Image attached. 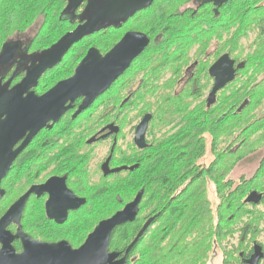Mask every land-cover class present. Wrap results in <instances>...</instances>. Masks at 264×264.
<instances>
[{
	"label": "flooded vegetation",
	"instance_id": "flooded-vegetation-1",
	"mask_svg": "<svg viewBox=\"0 0 264 264\" xmlns=\"http://www.w3.org/2000/svg\"><path fill=\"white\" fill-rule=\"evenodd\" d=\"M70 1L62 0V9L59 7L55 18L59 23H67L71 29L68 27L69 29L67 30L65 28L64 30L55 31L53 27L48 25V30H45L44 26L47 22L42 19L37 29L33 30V27L29 26L27 30L16 31L7 37L6 44L13 42L17 43L19 47L9 65H0V87L6 86L11 88L20 82L27 69L39 60V56L46 49L56 44L64 35L72 32L84 22L85 9L88 2L82 1L78 7L71 9L69 6ZM181 1H183L181 2L182 9H177V7L172 8V10L166 12V16L161 17L160 15H156V12L153 13V8L157 2V0H153L149 7L137 11L133 16L117 23L107 24L102 29L84 36L81 40L72 44L60 61L47 69L39 77L37 84L32 87L31 90L36 95H43L59 81L71 77L79 62L90 48H96L104 55L127 32H141L149 39L144 50L130 62L129 68L127 67L119 74L111 86L101 95H98L87 108L77 113L78 107L83 100L82 97H78L73 101L72 108L67 109L57 121H49L41 127L27 146L17 155L8 173L1 180L0 188L3 194L0 201L6 195L2 182L9 173L11 174L12 169L18 162V157L26 148L31 149L36 139L42 137L38 147L35 146L33 150L39 151L42 156L44 154L48 155L46 158L48 162L46 170V161L44 159L41 160L40 169L44 172L45 177L42 180L28 184L26 190L11 202L2 214L31 186L44 185L49 179L53 178L63 180V188L61 184L57 185L56 193L65 208L69 204H72V202H68L69 197L76 201L77 199H83L82 202L77 201V207L66 209L64 220L58 221L47 214L46 203L50 198L49 192L43 191L39 195L30 194L19 225L22 231L33 239L41 242L65 240L72 248H78L100 220L111 216L135 197L138 192L134 194L132 199L123 203L120 208L116 209L109 216L98 220L80 243L73 242L67 236L43 240L25 231L22 225L23 215L29 207L30 200L38 202L41 208L43 225L50 230L67 224L70 216L80 211L84 213L88 212L90 215L93 214L91 211L94 207L93 195L100 188L90 193L89 188L92 185V181L111 177L126 178L127 172H133L138 166L133 170L122 169L110 173H108V169L112 170L121 166L129 167L135 164L139 165L138 161L141 160L140 155L145 149L150 148L156 152V150L163 147L162 141L165 136H168L177 129L179 125L178 119L172 117L164 119L159 113L158 108H163L165 102L173 96L185 102L186 71H189L191 76L194 75V71L197 72L196 77L200 87L198 96L191 95L187 97V106L190 109L194 107L198 108V139L201 141L202 153L198 157L196 165L199 167L201 177L207 181L206 189L209 197L215 199L216 202L219 197L218 189L213 180L217 179L223 183H230L233 188H237L239 183L246 182L248 183V190L243 197V201L253 191L261 194V199L256 204L245 201L244 203L250 209L261 205L264 208V93H254V88L257 86H261L264 90V3L260 2L258 4V6H262L260 14L245 17L239 16L241 19L244 18V21H241L235 14H226L225 16L220 14L222 9L229 6L228 3L237 2L238 0H212L210 5L217 8L214 14V30L205 32L207 35L202 38L199 44L198 57L193 54L190 61L185 65V42L182 44L184 50L174 52L175 46L179 45L172 40L174 34L171 27L177 25L179 21L184 26L185 10L193 12L199 7V2L202 3L210 0H199V2L198 0H192L190 1L192 5L186 6L185 0ZM142 14H150L151 16L154 14V23L152 25L154 31L141 29L138 26L127 27L129 21L136 19L138 15ZM161 19H167L168 21L165 28L158 25ZM169 28L170 30H168ZM108 30H121L122 33L105 50L94 45L89 46L86 52L77 59V63L73 65L72 73L50 81L49 86L42 90L39 88L42 78L58 69L65 62L69 51L73 47L90 35L104 33ZM169 38L170 41L164 46ZM150 50L155 53L151 54V52L147 54ZM224 54H227V60L232 62H230V68H227L229 72L226 73V76H229L232 71V78L216 90L214 95H210L215 81V77L210 73V68ZM175 58L177 59L176 62H174ZM116 89L117 92L112 94ZM112 101L116 103L110 104ZM97 103H104L102 106L105 107L104 114L97 116L100 120L92 119L93 113L98 112L99 106H97ZM146 114H150L144 136L146 147L140 148L134 141L135 130ZM111 124L118 127L117 132L109 133L114 127L110 126ZM107 142H111V144L108 146L106 155L97 167L100 175L97 173V177H95L93 173L97 171L93 167L91 159H89L88 149ZM20 144L21 141L14 148H17ZM122 146L126 147V155ZM109 157L108 168L103 169L102 166ZM117 157L121 160H118ZM129 160L132 161L128 162ZM116 161L121 162L117 163ZM81 183H83L82 187ZM210 188L212 189L210 190ZM109 192L108 189L104 190V195ZM120 194L122 193L118 192L117 196L121 198ZM63 209H58V212H62ZM105 209H108V207H105ZM216 209L215 203L214 210ZM138 214L139 210L137 217ZM80 219L83 220L81 217ZM75 222L80 221L76 219ZM75 226H78V224L75 223ZM8 230L16 233L17 225L10 224ZM213 243L209 260L211 262L218 260L219 264H221L222 244L221 242L217 243L215 240H213ZM17 245L19 248L16 247ZM13 246L17 251H21L19 240H15ZM252 247L253 245L240 251L241 253H247V255L240 254V258L244 259L247 264H253L252 262L257 261L258 256H260H248L250 251H252ZM129 248L127 245V248L118 250L109 246L110 251L119 252V255L116 257L117 260L125 256L126 261L124 264H134L137 256L131 254ZM263 260L264 257H261L260 262ZM240 264H243V262Z\"/></svg>",
	"mask_w": 264,
	"mask_h": 264
},
{
	"label": "trees",
	"instance_id": "trees-1",
	"mask_svg": "<svg viewBox=\"0 0 264 264\" xmlns=\"http://www.w3.org/2000/svg\"><path fill=\"white\" fill-rule=\"evenodd\" d=\"M61 3L62 0H0V50L8 36L16 31L25 30L37 17H45L49 9L52 10L57 5V8L61 7ZM199 3L195 11L185 10L184 26L179 21L177 25L171 27L174 34H172V40L179 45L175 46L174 52L184 50L182 44L185 42V65L193 54L198 57L199 44L203 38L201 31H213L212 28H207V25L213 24H204L208 15L201 12L208 5L214 15L217 8L210 5L212 0ZM246 3L244 8L233 14L245 17L261 13V5L253 7ZM230 4L228 3L229 6ZM159 11L158 15L161 17L167 15L166 8L160 6ZM241 17L239 20L244 21ZM165 21L161 19L158 25L165 28L167 26L164 25ZM148 29L154 31L152 25ZM182 32L184 33L181 34ZM168 41L170 38L164 46ZM176 61L175 58L174 62ZM196 75V71L192 76L189 71L185 72V102L173 96L165 102L163 108H158L164 119L172 117L177 118L179 122L177 129L165 136L162 141L163 147L156 152L150 148L145 149L140 155L138 167L133 172H127L121 188L110 191L106 194L107 196L101 189L95 191L94 206L109 203L111 210H116L128 201L134 191L143 192L136 220L116 226L109 240L111 248L122 250L127 248V245L128 248L130 246V253L137 256L134 264H213L214 261L209 260L214 245L213 240L222 244L224 238L226 243L222 246L221 264L242 262L247 264L240 258V254L247 255V253L240 251L251 245H253L252 251L248 256L260 255L255 263L264 264V260L260 262V258L264 257V238L259 239L257 236L260 233V225L264 222V213L257 211V208L250 209L244 203L243 197L248 190V183H239L237 188H233L230 183L213 180L219 193L217 202L213 201L206 189L207 181L201 177L199 167L196 165L202 153L201 141L198 139V108L190 109L187 106V97L198 96L200 91ZM254 93L263 94L264 90L261 86H257L254 88ZM41 160L42 155L37 150L26 148L20 154L17 164L26 182L19 184V187L23 188L27 183H34L45 177L40 169ZM47 167L48 164L45 165V170ZM8 176L2 182L6 196ZM118 192L122 193L119 195L122 196L121 198L117 196ZM215 203L216 210H214ZM99 211L100 209L97 208L95 217L99 215ZM2 212L0 211V215ZM102 218L103 216L99 219L94 218L93 222L86 215L82 222H75L78 224L76 233L80 236L78 240L73 238L70 240L80 243L85 236L83 233L88 220L90 225L94 226L98 222L97 219ZM22 225L25 231L43 240L57 239L62 236V231L44 227L38 202L26 209ZM237 231L240 234L238 252L234 247L235 244L237 245L235 242ZM77 234L73 237L76 238ZM16 247L19 248L18 245ZM236 253L237 256L234 258L232 255Z\"/></svg>",
	"mask_w": 264,
	"mask_h": 264
},
{
	"label": "water",
	"instance_id": "water-1",
	"mask_svg": "<svg viewBox=\"0 0 264 264\" xmlns=\"http://www.w3.org/2000/svg\"><path fill=\"white\" fill-rule=\"evenodd\" d=\"M82 1L88 2L84 22L46 49L39 56V60L27 69L20 82L11 88L0 87V183L17 155L41 127L49 121H57L67 109L72 108L73 101L78 97H82L83 100L77 113L87 108L98 95L111 86L149 42L144 33L130 31L104 55L96 48H90L71 77L59 81L43 95H36L31 89L37 84L39 77L60 61L72 44L107 24L117 23L133 16L137 11L149 7L153 0H71L69 6L75 9ZM18 47L17 43H5L0 51V65H9ZM227 59V54L222 55L210 68L211 75L215 77L210 95H214L216 90L232 78V71L231 75L226 76L231 62ZM149 118L150 114H146L135 130L134 141L140 148L146 147L144 136ZM117 130L118 127L114 126L109 133ZM20 141L21 144L14 148ZM109 160L110 157L103 164V169L108 168ZM137 166L135 164L108 169V173L122 169L133 170ZM62 182L61 179L53 178L44 185L31 186L0 216V264L125 263V256L117 260L119 252L109 250L110 235L116 226L136 219L142 191H139L123 208L100 220L78 248H72L65 240L41 242L22 231L20 220L32 193L39 195L43 191L49 192L50 198L46 203L47 214L58 221L64 220L66 209L77 207L78 202L83 201L77 199V202L69 197L68 202L72 204L65 208L56 193L57 185L61 184L63 188ZM2 194L0 188V198ZM260 199L261 194L253 191L244 201L256 204ZM60 208H64L62 212H58ZM12 223L17 225L16 233L8 230V226ZM15 240L20 241L21 251H17L13 246ZM254 262L256 261L252 263L256 264Z\"/></svg>",
	"mask_w": 264,
	"mask_h": 264
},
{
	"label": "rangeland",
	"instance_id": "rangeland-1",
	"mask_svg": "<svg viewBox=\"0 0 264 264\" xmlns=\"http://www.w3.org/2000/svg\"><path fill=\"white\" fill-rule=\"evenodd\" d=\"M181 2H183V1H181V0H157L155 6L153 8V13L156 12V15L160 14V11H159L160 6L166 8L167 11H170V10H172V8H176V7H177V9L178 8L182 9L183 6H182ZM245 2H247L246 4H251L253 7H256V6H258V4H260V2L264 3V0H251V1L238 0L237 2H232L230 6H227V8L222 9L220 11V14L225 16L226 14L231 15L235 12L237 13L242 8H244ZM186 5H192V2L185 0V6ZM62 6H63V4L61 5L60 9H62ZM57 7H58V5L55 8H53L52 10L49 9V13L45 17L44 16L37 17L31 23L32 25H30L33 27V30H35L39 27V24H41L42 19L47 22L44 26L45 30H48V28H47L48 25L50 27H53V29L55 31L64 30L65 28H66V30L69 29L70 27L67 23L62 24V23H59L58 20L56 21L55 15H56V12L59 10V8H57ZM201 13L208 15L207 19H205L204 24H213L212 26L207 25V28H212L214 30V27H215L214 18L215 17H214V15H212L213 12H212V9L210 8V6L207 5ZM237 16H239V15L237 14ZM167 22L168 21L166 19V21L164 22V25L165 24L167 25L168 24ZM153 23H154V14H153V16H151L150 14H142V15H138L136 19L129 21L127 23V27L138 26L141 29L147 30L150 27V25H153ZM28 28L29 27H27L25 30H27ZM205 32H207V31H205V30L201 31V35L203 37H205L207 35V33H205ZM121 33H122L121 30H116V31L115 30H108L104 33H102V32L101 33H95L93 35H90V36L84 38L78 45H76L75 47H73L69 51V54H68L67 58L65 59V62L58 69H55L50 75L48 74L42 78V81H40L39 88H41V90H42V89L49 86L50 81H54L59 77H63L65 75L72 73L73 72V65L77 63L76 62L77 59L79 57H81L84 54V52H86V50L88 49L89 46L94 45V46L99 47L102 50H105L106 48L109 47V45L111 46L117 40L118 36H120ZM183 33L184 32H182L181 34H183ZM27 36H30V35H27ZM194 47H196V46H194ZM151 52H152V50L148 51L147 54H150ZM193 52H195V51L193 50ZM154 53L155 52H152L151 54H154ZM116 92H117V89L115 91H113L112 94H115ZM103 104L104 103H97V106H99L98 112L93 113L92 119L100 120V118L97 116L98 115L102 116L104 114L105 107L102 106ZM41 139H42V137H40L39 139H36L35 142L32 144L31 149H34L35 146L38 147V144L40 143ZM110 144H111V142L102 143L99 146L91 147L88 149L89 159H91L93 167L96 169V171H97V167L99 166L102 158L106 155L107 148ZM122 148H123V150H125V155H126V147L122 146ZM79 152L81 153L80 150H79ZM47 156H48L47 154H44V156H42V160L44 159L46 161ZM117 159H118V157H117ZM118 160H121V159H118ZM131 161L132 160H129L128 162H131ZM116 162L120 163L121 161H116ZM45 164H48V162L46 161ZM21 172H22L21 169L19 168L18 164L16 163L15 167L12 169L11 174H9V176L6 180L7 181L6 185H7V189H8L7 190L8 194H7V196L5 195V197L0 201V211H4L9 206V204L11 202H13L28 187V183L23 188L17 187L19 184L26 182L25 177L21 176ZM97 173H98V175H100L98 171L93 173V175L95 177H97ZM40 180H42V179H40ZM123 180H125V178L119 179L118 177H114V178L111 177V178H106L103 180L101 179L99 181L93 180L92 185H90L89 192L91 193V191L97 190L98 188H100L103 191L106 189H108L109 191H112V190L115 191L117 188L122 187L121 184H122ZM29 182H31V181H29ZM82 184L83 183H81V187H82ZM211 189L212 188H210V190ZM137 191H134V193H132V196L128 200L132 199V197L134 196V194ZM210 196L212 197L211 194H210ZM213 201H215V199H213ZM36 204H37V201H35V200L31 201L30 200L29 207L31 205L34 206ZM98 206H100V207H98ZM105 207H108V209H105ZM117 207H118V205H117ZM97 208H99L100 211L98 213L99 215L97 217H95V215L97 214L96 213ZM257 209H258L257 211L264 213L263 205L258 206ZM91 211L93 212V214H91L90 216H89L88 212L84 213L82 211H80L76 214H72L70 216L67 224H65L61 227L55 228L53 230L62 231L61 232L62 236H67L68 238H73L75 240H78L80 235H78L76 233L77 226H75V223H74L76 221V219H77V221L82 222L80 217L83 219V217L85 218V216L88 214L89 220H93V222H94L95 221L94 218L99 219V217H102V216L104 218L106 215L114 212L115 210H111L110 204L108 203V205L107 204H96L92 208ZM98 219H97V221H98ZM89 220H88L87 227L85 226L86 228L84 229L83 234H85V235H87L88 231H90L92 228V226L89 223ZM259 230H260V233L257 236H259L258 237L259 239H263L264 238V222L262 225H260ZM75 234H77L76 238L73 237V235H75ZM239 236H240V234L237 231L236 232L237 239H235V242H237V245L236 244L234 245V247L237 248V250L235 249L236 252H238V250H240L239 241H238L240 239ZM84 239L85 238L81 239L80 242H82ZM225 243H226V241L224 238L222 241V246L225 245ZM229 246H230V242H229ZM232 256L234 258H236L237 253L232 255ZM213 264H219V261L215 260Z\"/></svg>",
	"mask_w": 264,
	"mask_h": 264
},
{
	"label": "bare ground",
	"instance_id": "bare-ground-1",
	"mask_svg": "<svg viewBox=\"0 0 264 264\" xmlns=\"http://www.w3.org/2000/svg\"><path fill=\"white\" fill-rule=\"evenodd\" d=\"M138 61V60H137ZM129 68V67H128ZM144 77V76H143ZM107 93V92H106ZM82 114V113H81ZM78 116V115H77ZM104 131V130H103ZM124 135V134H123ZM95 138V137H94ZM180 150H182V149H180ZM174 153V152H173ZM154 155V154H153ZM143 160V159H142ZM115 166V165H114ZM244 183V182H243ZM221 184V183H220ZM160 186V185H159ZM185 201V200H184ZM205 207V206H204ZM207 207V206H206ZM202 207H200V209H201ZM204 209V208H203Z\"/></svg>",
	"mask_w": 264,
	"mask_h": 264
}]
</instances>
